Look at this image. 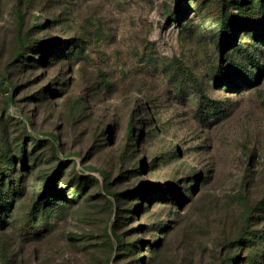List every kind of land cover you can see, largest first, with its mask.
<instances>
[{
	"label": "rangeland",
	"instance_id": "374dc122",
	"mask_svg": "<svg viewBox=\"0 0 264 264\" xmlns=\"http://www.w3.org/2000/svg\"><path fill=\"white\" fill-rule=\"evenodd\" d=\"M236 1L0 0V264H264V0Z\"/></svg>",
	"mask_w": 264,
	"mask_h": 264
},
{
	"label": "trees",
	"instance_id": "16d2710c",
	"mask_svg": "<svg viewBox=\"0 0 264 264\" xmlns=\"http://www.w3.org/2000/svg\"><path fill=\"white\" fill-rule=\"evenodd\" d=\"M240 1L244 2V0H240ZM242 2L239 3L238 1H236L235 3H233V4L239 5V6H234V9H241V8H243L244 7V3H242ZM245 6H247V5H245ZM243 10L241 9L240 13ZM223 13L224 14H222L219 19L217 18V20L219 22V25H220V29L222 30V35L225 34L227 28L229 27L228 20L230 19V16H231L230 14L227 15V13H225V10H223ZM18 16H19V20H21L20 13H18ZM225 39L226 38H224L222 41L223 42L226 41ZM22 40H23V38H21V40H20L21 42L20 43H23L24 42ZM250 80H251V77L248 75L247 76V81H250ZM19 151H20V153H23L25 150H24V148H23V150L21 148ZM9 162H11V159H10ZM6 176H8V175H6V173H3V177L2 176L0 177V222L3 219L2 213H4L5 216H8L6 214V209H7L6 206H7V204H9V206H10L11 201L9 199H11L15 195V191L17 189V185H16L15 180L12 181V179H9L6 182L5 181ZM87 182H88V177L87 176H80L79 179H78V181H77V184L73 185L74 187H76V189H81L82 188L81 191H80L81 193L80 192L79 193L77 192V195L78 196L83 195L82 192H84V189H85V186H86V183ZM50 200H51V198L49 196H45L44 199H42V197H41L39 200H37V205H38L37 207H38V209L40 210V207L51 206ZM114 237L116 238V241L118 243L121 242V238H120L119 235H114ZM260 238H262V236H260Z\"/></svg>",
	"mask_w": 264,
	"mask_h": 264
}]
</instances>
